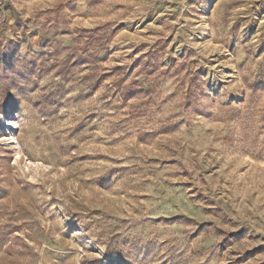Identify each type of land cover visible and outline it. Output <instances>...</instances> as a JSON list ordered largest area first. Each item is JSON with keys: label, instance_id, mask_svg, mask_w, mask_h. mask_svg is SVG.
<instances>
[{"label": "rangeland", "instance_id": "374dc122", "mask_svg": "<svg viewBox=\"0 0 264 264\" xmlns=\"http://www.w3.org/2000/svg\"><path fill=\"white\" fill-rule=\"evenodd\" d=\"M0 264H264V0H0Z\"/></svg>", "mask_w": 264, "mask_h": 264}]
</instances>
